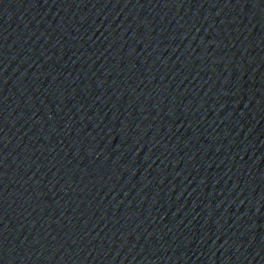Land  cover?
Wrapping results in <instances>:
<instances>
[{
  "label": "water",
  "instance_id": "95a60500",
  "mask_svg": "<svg viewBox=\"0 0 264 264\" xmlns=\"http://www.w3.org/2000/svg\"><path fill=\"white\" fill-rule=\"evenodd\" d=\"M0 264H264V0H0Z\"/></svg>",
  "mask_w": 264,
  "mask_h": 264
}]
</instances>
